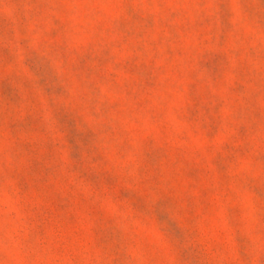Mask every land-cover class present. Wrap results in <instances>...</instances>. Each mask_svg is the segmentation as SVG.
I'll return each mask as SVG.
<instances>
[{
    "label": "rangeland",
    "instance_id": "1",
    "mask_svg": "<svg viewBox=\"0 0 264 264\" xmlns=\"http://www.w3.org/2000/svg\"><path fill=\"white\" fill-rule=\"evenodd\" d=\"M0 264H264V0H0Z\"/></svg>",
    "mask_w": 264,
    "mask_h": 264
}]
</instances>
